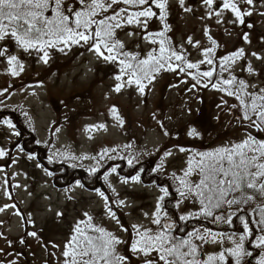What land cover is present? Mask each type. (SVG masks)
Instances as JSON below:
<instances>
[{"label":"snow or ice","instance_id":"1","mask_svg":"<svg viewBox=\"0 0 264 264\" xmlns=\"http://www.w3.org/2000/svg\"><path fill=\"white\" fill-rule=\"evenodd\" d=\"M176 3L183 11H192L185 5V0H176ZM203 4L208 9V18L215 17L217 24L225 23L222 16L228 13V23L250 29L253 25L246 23V17L252 16L253 11L249 9L258 10L264 0H203ZM169 6L170 0H0V58H6L10 74L16 76L18 70L23 71V64L9 52L5 46L8 43L25 53L34 50L41 54L39 59L44 63L48 62L49 48L64 52L65 48L73 45H87L88 51L98 59L119 67V74L114 77L117 83L113 91L116 93L124 87L135 86L143 95L156 75L178 72L189 75L200 87L208 88L211 84L213 90L236 100L238 105L229 107L239 109L240 115L236 120L240 122L239 127L245 129L241 138L212 151L190 152L183 174L178 176L173 173L178 185L174 191L180 197L174 207L179 209L180 205L188 202L196 210L178 215L180 223H176L163 211L162 202L171 193L168 188L162 187L160 191L163 195L157 198L150 217L156 230L132 225L137 238L130 244V251L143 257V264H264V205L256 204L252 211L245 213V206L254 203L257 198L264 202V135L258 137L253 134H264V88L238 79L233 73L236 64L244 60L242 71L250 76L258 75L247 62L243 48L215 61L218 45L207 29L204 35L210 46L200 52L203 59L199 62H189L184 49L171 47L167 36L171 31L167 23ZM259 15L264 16V11H259ZM153 19L160 22L161 30L148 32V24ZM130 26L137 28L138 32L128 31L125 35L133 37L144 33L141 40L158 46L147 52L146 58L141 57L139 52L126 50L125 43L119 39L117 33ZM241 39L250 43L246 32ZM187 43L201 48L200 43H194L191 38L187 39ZM60 45L63 47H58ZM251 56L258 61L264 60L256 52ZM201 64L211 67L207 71H199ZM186 70L196 72L193 74ZM214 75L223 78L216 81L213 80ZM111 112L113 118L122 124L116 109L112 108ZM8 127L13 125L8 123ZM164 134L168 135L167 132ZM188 135L198 137L199 134L193 128ZM179 151L184 153L186 149L180 148ZM6 155L0 150V159ZM133 179L139 182L140 178ZM99 195L107 203L108 198L103 193ZM120 206H124L123 202ZM9 207L15 208V205ZM233 207L237 211H225ZM4 210L0 208V212ZM105 211L110 219L116 220L121 230L127 231L111 208ZM253 212L258 214V219H251ZM15 214L20 215L19 212ZM83 216L85 218L77 220L72 226L62 247L51 244L56 252L49 255L57 264H128L127 258L118 251V246L125 241L94 224L89 213L85 212ZM192 220L223 224L229 228L233 227L235 220H239L241 230L218 232L194 227L188 231L184 225ZM27 235L38 238L36 232ZM19 243L23 244L24 240ZM206 245L216 246L217 250L206 252ZM0 255L10 254L0 251ZM8 264H15V261L10 260Z\"/></svg>","mask_w":264,"mask_h":264},{"label":"rangeland","instance_id":"2","mask_svg":"<svg viewBox=\"0 0 264 264\" xmlns=\"http://www.w3.org/2000/svg\"><path fill=\"white\" fill-rule=\"evenodd\" d=\"M185 5L192 11L185 12L178 6L176 0H170L167 23L175 34L178 48L185 50L189 61L195 63L203 59L200 52L210 46L204 35L207 29L208 34L217 42L216 49L223 50L224 56L241 48L245 50L247 62L251 63L258 75L250 76L246 71H242L245 65L244 60L236 64L233 72L242 71L246 76V82L264 88V60L258 61L251 56V53L256 52L264 57V16L259 15V11H264V4L259 5L258 10L249 9L253 11L252 16L246 17V23L253 25L250 29L228 23L230 19L228 13L222 16L225 23L217 24L215 17L208 18V9L203 4V0H185ZM157 26H160V22L153 19L148 24V32H153ZM128 31L138 32V29L130 26L120 31L123 42L127 46L142 51L146 57L153 45L141 40L140 37L144 33L128 37L125 35ZM245 32L248 34L250 43H244L241 39ZM188 38H191L194 43L199 42L201 48L197 49L189 45ZM9 52L16 55L19 62L23 64V71L18 70V75H11L6 58H0V92H3V95H0L1 102L5 104L22 103L27 107L37 137L41 143H45L49 124L54 117L51 95H65L70 90L82 89L93 76V66L98 58L94 53L89 52L84 57L69 62L64 70L59 71L46 84L24 85L11 90L12 83L33 72L17 50ZM43 67L42 64L36 66L37 70ZM209 67V65L201 64L199 71H207ZM116 83L115 79L108 78L96 85V110H99V113L83 119L77 138L64 129L58 131L50 147L52 155L88 166L93 164V147L96 144L102 145L105 141H109L122 147L125 139L112 112L106 107L113 101L132 107L135 118L134 126L139 132L141 131V124H146V119L153 111L157 97L155 86H147L144 94L141 95L135 86L124 87L116 93L113 91ZM166 102L168 124H181L192 116L198 105V98L193 89L190 91L181 88V84H177L168 92ZM139 122H141L140 125ZM189 131L190 128L187 129V137L194 138L188 135ZM13 133L9 127H4V129L0 127V150L7 153L4 158L0 159V208L5 209L0 212V250L8 247L6 240L9 237L19 236L23 231L21 218L15 214L16 207H9V205H14V201H17L26 211L31 226L36 229L52 218L57 220L59 226L68 227L77 220L85 218L83 214L87 212L93 217L97 226L113 230L118 235L123 234L124 231L121 230L116 220L108 217L105 211L106 202L99 195L103 192L99 188L86 189L79 184H74L72 187L56 186L44 168L40 167L34 159L24 157L20 147H10L15 140ZM163 139V135L156 129L147 128L141 145L142 151L156 150ZM103 149L109 151L106 146ZM169 152L171 155H166L165 163L170 169L183 174L190 150L186 149L184 153H181L179 148H172L167 153ZM107 187L117 197L119 206L123 202L124 206L120 207L125 221L132 229H134L132 225H139L143 228L154 226L151 224L150 217L158 202L157 198L161 196L156 187L145 185L140 180L135 182L116 175H110ZM57 213H62V215L58 216ZM208 249L215 251L216 246L208 245ZM27 257L31 259L30 264H46V252L38 244L31 246L27 251ZM9 261L10 257L0 264H8ZM19 261L22 262V258ZM15 264L18 262L15 261ZM136 264H143V258L137 259Z\"/></svg>","mask_w":264,"mask_h":264},{"label":"trees","instance_id":"3","mask_svg":"<svg viewBox=\"0 0 264 264\" xmlns=\"http://www.w3.org/2000/svg\"><path fill=\"white\" fill-rule=\"evenodd\" d=\"M160 30L161 25L157 26L153 32ZM117 34L119 39L123 41L121 32L119 31ZM167 36L171 41V47L179 49L172 30ZM5 46L8 47L9 51L17 50L33 72L12 83L11 90L24 85L46 84L59 71L64 70V67L69 62L82 58L90 52L87 45L83 47L73 45L70 48H65L64 52H60L55 48H49L47 49L49 53L48 62L44 63L39 59L41 54L36 53L34 50L25 53L12 43H8ZM58 47H63V45ZM156 48L158 46L153 45L151 51ZM126 50L134 53L139 52L141 57L146 58L143 52L136 48L126 45ZM223 56V50L216 49L215 61L218 62ZM39 64L44 65V67L37 70L36 66ZM186 71H191L193 74L196 72V70ZM233 73L238 79L246 81V76L242 71H235ZM117 74H119V67L117 65L108 64L98 59L93 66V76L82 89L70 90L65 95H51L54 117L49 124L45 143L39 141L30 111L22 103L5 104L0 99V127L4 129V127H8V123L13 125L11 129L14 133L18 134L15 135V140L10 147L14 148L18 146L21 148L24 157H32L40 167L47 171L56 186L72 187L74 184H79L86 189L99 188L104 193V196L108 198L106 208H111L116 213L120 225L127 229L122 235H118L110 229L106 230L113 232L122 241H125V243L118 246V251L127 258L128 264H136L137 259L143 258L130 251V244L135 242L137 238L136 231L125 221L122 209L118 205L117 197L107 187L110 175L132 180L138 176L143 184L156 187L159 191L162 187L168 188L171 195L165 197V200L162 202L163 211L167 212L176 223H180L178 215L195 211L196 208H193L188 202L180 205L179 209L174 207L180 197L174 191L178 185L173 179V173L178 176L182 175V173L175 172L165 163L168 150L172 148H184L189 149L191 153L212 151L218 147L228 145L229 142L238 141L244 131L239 127L240 122L236 120V117L240 115L238 107H229L232 104L238 105V102L232 97L224 96L221 92L213 90L211 84H209L208 88L196 85V82L187 74L161 72L155 76L151 84H148V86H155L157 97L154 102L153 111L146 119V124L139 122V125L141 124L142 126L140 132L134 126L135 118L132 107L123 105L118 101L110 102L106 106L110 111L112 108H115L120 120L123 122L121 124L115 119L125 139L122 147L109 141H105L102 145L96 144L93 147V164L88 166L52 155L50 147L55 140L57 132L64 129L74 136V138H77L83 119L99 113V110H96V85L108 78L114 79ZM221 78L223 77L214 75L213 80L218 81ZM182 81H186V83H182ZM203 82L204 80L202 79L201 83ZM177 84H181V88L193 89L197 94L198 105L192 116L185 123L168 124L166 98L171 88ZM147 128L156 129L163 135L164 139L156 150L145 152L142 151L141 145ZM188 128L190 130L194 128L199 134L198 137L188 138ZM165 132L168 135H165ZM253 134L258 137L264 135L261 133ZM104 146L109 151L104 150ZM129 161H131V164ZM160 193L163 195L161 191ZM256 204L264 205V202L257 198L254 203L245 206V213L252 211ZM14 205L16 211L20 213L23 231L19 236L9 237L6 240L8 247L0 251L10 255H0V263L10 257V260L17 261L18 264H30L31 259L27 257V251L32 245L38 244L46 252L45 263L57 264V261L49 255V253L56 252L55 249L51 248V244H58L62 247L63 242L68 238L70 230L75 223L68 227H63L58 225L55 218H52L46 221L42 227L36 229L31 226L26 211L22 209L21 205L17 201H14ZM225 211L235 212L237 209L233 207L225 209ZM245 213H241V215H245ZM258 218V214L253 212L251 219ZM184 227L188 231L193 230L194 227H206L218 232H239L241 230L239 220H235L231 228L223 224L217 225L208 221L197 220L189 221ZM152 229L156 230V226L154 225ZM29 232H36L38 238L27 235ZM21 239L24 240L23 244L19 243ZM205 251L213 252L208 249V245L205 246ZM20 258H22V262L19 261Z\"/></svg>","mask_w":264,"mask_h":264}]
</instances>
